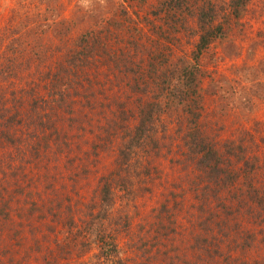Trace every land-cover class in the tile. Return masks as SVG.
Returning <instances> with one entry per match:
<instances>
[{"label": "rangeland", "instance_id": "1", "mask_svg": "<svg viewBox=\"0 0 264 264\" xmlns=\"http://www.w3.org/2000/svg\"><path fill=\"white\" fill-rule=\"evenodd\" d=\"M37 1L29 0L31 4L21 8V0H0V94H5L12 106L8 118L0 122V138L11 130L8 123L17 113L25 114L36 99L41 101L42 94L28 92L32 91L29 83L34 78L42 81L59 61L53 56L46 63L38 53L30 60L20 59L31 61L30 66L18 71L13 68L21 47L10 45L13 37L8 31L11 33L17 22L37 7ZM218 1L228 9L230 0ZM157 5L158 0H59L48 9L51 19L58 21L49 23L57 25L56 34L58 23L103 31L102 38L111 44L116 41L113 31L122 28V51L136 53L146 43L148 52L143 58L148 61L154 59L149 52L154 49L170 56L171 48L178 57L190 56L198 40L195 29L183 30L178 35L180 41L174 44L173 35H167L163 27L165 34L161 46L158 44L157 27L165 23L157 16ZM232 25L228 40L213 44L201 57L205 78L200 123L206 137L215 140L219 148L237 143L234 153L242 157L239 143L247 159L258 161L256 176L241 174L225 191H221L222 183L209 182L211 179L205 177L184 147L187 118L173 110L162 115L151 138L135 145L137 112L143 102L138 95L111 86L109 81L117 85L123 75L101 65L99 75L94 71L90 75L96 84L87 92L96 108L89 113L92 124L87 130L83 129L85 119L81 121L87 108L66 104L70 111L73 109L71 117L78 132L72 139L73 151L64 156L63 171L55 175L56 182L46 178L44 167L29 169L40 160L35 151L29 150L22 157L9 150L10 142L0 150V264H187L193 254L170 250L179 247L177 239L191 235L209 237L210 252L203 256L209 261L202 264H264V208L245 196L250 187L264 189V0H252L247 15ZM52 39L59 40L60 36ZM13 81L18 82L17 88ZM20 95L15 110L13 103ZM75 100L79 106L80 100ZM86 102L85 98L80 105ZM130 141L137 148L130 150L132 160L124 164L120 154ZM229 151L224 147L225 153ZM71 160H76L73 166ZM234 165L242 170L243 163ZM233 177L234 173L229 180L225 178L228 184ZM106 183L113 185V206L108 214L100 198ZM53 193L59 195L57 207L43 218L41 212ZM68 230L73 234L67 236ZM103 236L111 238L121 250L110 263L99 256ZM134 236L149 241L144 251L136 248ZM154 236L166 238L160 246L168 254L157 253L160 247L154 248ZM197 260L194 258L191 264Z\"/></svg>", "mask_w": 264, "mask_h": 264}, {"label": "trees", "instance_id": "2", "mask_svg": "<svg viewBox=\"0 0 264 264\" xmlns=\"http://www.w3.org/2000/svg\"><path fill=\"white\" fill-rule=\"evenodd\" d=\"M28 1L21 0L19 4L21 8L31 4ZM58 1L38 0L36 2L37 7L31 8L17 22L11 33L8 31V34L13 37V42L10 45L15 46V48L21 47L19 54L22 57L17 56L15 59L17 63L13 67L17 68L16 71L24 66L31 65V61L24 63L20 59L30 60L32 54H41L46 63L53 56H58L59 61H56L54 67L48 69L49 73H46V77L42 81L38 83V80L34 78L29 83L32 91L28 89V92L30 91L34 95L39 92L43 97L41 101L36 99L32 103L33 107L25 113L26 115L17 113V116L9 121L10 125L8 123V127L11 130L7 134L10 136L8 135V140H5L7 134L4 135V138H0V150L5 148L6 142H10L9 150L17 151L22 157H26L29 150H31L30 152L35 151L38 153L40 160L37 159L35 167L29 169L44 167L47 170L46 178L49 180L51 177L50 181L56 182L55 175L56 173L61 174L63 171L64 156L73 151L72 139L78 132L77 125L71 117L73 109L70 111V107L66 104L71 102L73 108L80 110L87 108L86 117H81L82 123L85 119V126L81 128L87 130L86 127L92 124L89 113L95 112L96 108L95 100H92V96L88 95L89 92H87L93 90V85L96 84L90 78V75L93 71L96 75H99L101 68H103L100 66L104 65L107 68L106 70L114 69L123 75L117 85L111 84L112 81H109L111 86L122 88L124 92H132L139 96L140 103L143 102L142 107L137 112L139 123L136 127L135 145L140 143L141 140L151 138L157 130L156 123L159 122L162 115L173 110V112H180L187 118L188 123L184 125L182 138L184 147L189 157L200 168L205 177L211 179L209 182L217 185L222 183L223 188L221 191H225L229 185L233 186L236 183L241 174L246 173L245 177H249V175L256 176L258 161L254 162L255 159H247L239 143V150L244 155L242 157L234 153L237 143H226L223 148L221 147L222 149L219 148L215 140L211 141L206 137V132H204L200 123L201 111H203L202 102L204 100L203 80L205 78L201 57L213 44L228 40L233 27L232 24L238 23L247 15L252 0H230L228 9L223 8L218 0H158L157 16H161L165 23L161 27H157V30L160 31L157 33L160 37L157 40L158 44L160 46L162 44L161 37L165 34L163 31L165 28H167V35H173L174 44L180 41L178 35L186 28L193 30V32L195 29L198 40L190 56L178 57L176 51L171 48L168 49L170 56L162 50L154 49L149 51L150 56L154 57L152 61L143 58L148 52L146 51V43L140 45L136 53L132 50L122 51V28L113 31L116 40L114 44L102 38L104 37L103 31L98 32L89 27L75 29L68 26L67 23H58L60 28L56 34L54 27H57V25L55 23L51 25L49 22L58 20L51 19L48 9L56 5ZM43 5L47 9H43ZM34 8L36 9L33 10ZM13 12L17 13L19 11L14 10ZM38 29L41 30L39 34L37 33ZM141 33L143 38V32ZM53 34L54 36H60V39L53 40ZM107 36H109V31ZM166 44L172 43L167 41ZM38 47L43 48L41 51H37L35 48ZM230 50L232 49L230 48ZM14 52L16 54L17 50ZM245 68L243 67V71L247 70ZM30 74L33 75L31 70ZM15 83L18 82H12L16 86ZM103 86L106 87V85ZM19 90L13 89L12 91L17 92ZM223 93L227 92L223 90ZM21 95L18 96L17 102L13 103V108L20 103ZM74 98L80 100L79 106L76 103L78 101ZM85 98L87 102L80 105ZM11 110L10 101L7 100L5 94H0V122L8 118L7 114H10ZM0 126H2L1 123ZM4 132L6 131H2L3 134ZM224 147L230 150L229 153L224 152ZM134 148L137 147H133L131 141L126 144L125 151L120 154V159L123 158L124 164H129L130 159L132 160L129 152L130 150L133 151ZM234 156L237 157L238 161L234 160ZM75 162L76 160L70 161L72 166ZM234 162L237 164L239 162L243 163L242 170L235 169ZM232 173H234L233 180L228 184L227 180H229V175ZM214 176H216L215 179ZM227 176L228 179L226 180ZM250 188V190H247L248 195L243 194V196L245 195L251 202L264 208V189ZM112 189L113 185L106 183L100 193L101 204L107 208V214L113 206ZM57 196H59L57 193H53L49 204L41 212L43 218L57 207ZM42 202H44V199ZM4 216L8 217L9 214L5 213ZM12 230V226H10V231ZM70 233L73 234V230L72 232L68 230L67 236H70ZM143 236H134L133 240H136V248L144 251L146 243L149 241L145 240ZM191 236H193L195 243L192 242L193 238ZM191 236L177 239L180 248L174 247L170 251L176 253L182 250L188 256L193 254L191 261L187 264H191L194 258L199 260L192 264H199V262L202 264L209 261L207 258L205 260L203 258L204 254L210 252L209 237L204 235ZM153 239L154 248L156 246L160 247L157 253L168 254V251H163L160 246L167 241L166 238L154 236ZM101 241L99 256L108 260L109 263L113 262L121 253V250L108 236H103ZM122 254L124 255L123 249ZM177 258H179L178 255Z\"/></svg>", "mask_w": 264, "mask_h": 264}]
</instances>
